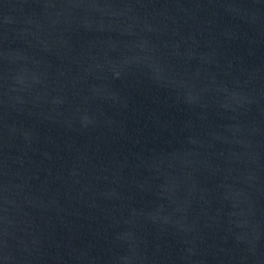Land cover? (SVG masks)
Wrapping results in <instances>:
<instances>
[{
    "label": "water",
    "instance_id": "1",
    "mask_svg": "<svg viewBox=\"0 0 264 264\" xmlns=\"http://www.w3.org/2000/svg\"><path fill=\"white\" fill-rule=\"evenodd\" d=\"M0 264H264V0H0Z\"/></svg>",
    "mask_w": 264,
    "mask_h": 264
}]
</instances>
